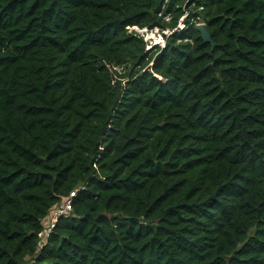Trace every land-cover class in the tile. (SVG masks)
I'll list each match as a JSON object with an SVG mask.
<instances>
[{
    "label": "trees",
    "instance_id": "16d2710c",
    "mask_svg": "<svg viewBox=\"0 0 264 264\" xmlns=\"http://www.w3.org/2000/svg\"><path fill=\"white\" fill-rule=\"evenodd\" d=\"M0 264H264V0H0Z\"/></svg>",
    "mask_w": 264,
    "mask_h": 264
},
{
    "label": "rangeland",
    "instance_id": "374dc122",
    "mask_svg": "<svg viewBox=\"0 0 264 264\" xmlns=\"http://www.w3.org/2000/svg\"><path fill=\"white\" fill-rule=\"evenodd\" d=\"M183 26L182 24L179 25V29H181ZM136 32H138L141 36L144 37V41L147 42L148 47L147 49L157 45L159 47H162L165 43L164 41V35H167L168 32H161L159 31V29H154V30H148V29H143V30H139L137 28H133ZM118 70V69H117ZM120 71V70H118ZM62 210V204L60 203L58 206H56V208L53 211H60ZM52 211V213H53ZM46 222H48V220H46ZM45 236L42 237V239H44Z\"/></svg>",
    "mask_w": 264,
    "mask_h": 264
},
{
    "label": "built area",
    "instance_id": "2783aa9c",
    "mask_svg": "<svg viewBox=\"0 0 264 264\" xmlns=\"http://www.w3.org/2000/svg\"><path fill=\"white\" fill-rule=\"evenodd\" d=\"M75 193H71L70 197L65 198L62 201V210L60 211H53V213L50 214V216L46 219L48 220V222H46V220L44 221V227H45V232L42 233L40 236L41 238L43 236L46 237L47 233H49L51 231V229L54 227L55 223L57 222L58 218L61 215H69V212L71 210V198L74 196ZM44 241V239H43Z\"/></svg>",
    "mask_w": 264,
    "mask_h": 264
},
{
    "label": "water",
    "instance_id": "95a60500",
    "mask_svg": "<svg viewBox=\"0 0 264 264\" xmlns=\"http://www.w3.org/2000/svg\"><path fill=\"white\" fill-rule=\"evenodd\" d=\"M197 31L200 33V37L205 44H210L211 50L214 48V43L211 40L209 33L207 32L204 24H198L196 26ZM151 65L147 67V70H150Z\"/></svg>",
    "mask_w": 264,
    "mask_h": 264
}]
</instances>
